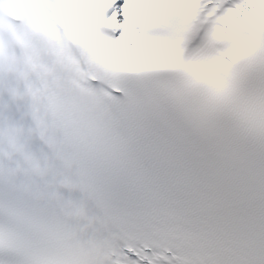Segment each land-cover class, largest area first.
<instances>
[{"label": "snow or ice", "instance_id": "obj_1", "mask_svg": "<svg viewBox=\"0 0 264 264\" xmlns=\"http://www.w3.org/2000/svg\"><path fill=\"white\" fill-rule=\"evenodd\" d=\"M0 264H264V0H0Z\"/></svg>", "mask_w": 264, "mask_h": 264}]
</instances>
